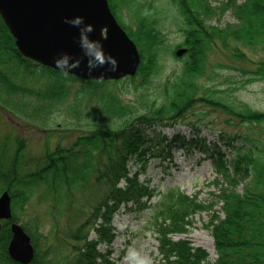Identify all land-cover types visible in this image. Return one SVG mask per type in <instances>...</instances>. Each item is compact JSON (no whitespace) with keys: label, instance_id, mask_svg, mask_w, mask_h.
I'll return each instance as SVG.
<instances>
[{"label":"trees","instance_id":"trees-1","mask_svg":"<svg viewBox=\"0 0 264 264\" xmlns=\"http://www.w3.org/2000/svg\"><path fill=\"white\" fill-rule=\"evenodd\" d=\"M108 2L112 12L116 11V3ZM169 2L183 39L177 47H185L187 52L180 58L179 73L156 92L157 88L151 86L166 45L165 30L157 19L148 17L151 12L146 6L156 10L151 4L133 10L139 14L135 31L124 27L139 49L141 63L134 77L120 81H83L24 58L0 17V101L9 104L8 98L17 92L32 93L15 86V78L48 77L44 91L35 94L49 103L65 102L72 84L79 83L73 102L64 109L68 118L59 126L64 132L79 133L67 145L59 143L64 138L60 135L51 148L49 141L56 135L49 131L44 152L34 160L26 159L22 139H16L13 153L0 146V193L7 191L11 196L12 221H19L15 210L30 203L36 194L38 204L50 199L45 216L58 220L71 206L76 207L82 196H86L83 201L89 207L86 219L70 230L72 243L68 247L50 241L57 222H52L51 230L44 234L37 216L23 221L34 246L30 264H115L110 258L115 239L113 220L122 208L150 209L148 228L155 235L158 251L155 264H264V152L260 153L264 143L256 144L254 136H220L223 145L231 149V156L225 160L217 141L208 142L198 133L168 136L160 130L183 123L185 113L195 103L221 108L241 124L264 121V113L240 110L210 96L209 90L199 97L196 94V82L205 75L214 50L220 49L230 60L239 62L248 60L244 49L264 52V0H225L218 6L209 0ZM226 12L232 14L236 24L220 27L210 23ZM229 67L235 71V67ZM251 74L264 76L263 60ZM225 83L239 84L231 78ZM119 92L134 93L136 103L124 102ZM13 105L11 109L21 113L18 104ZM38 107L33 105L30 118L40 113ZM239 141L243 144L236 147ZM172 151L212 163L225 183L214 194L221 204L219 211L199 200L198 194L187 195L178 187L167 188L157 202L150 204L155 189L140 176L146 173L151 159H171ZM240 183L243 187L238 191ZM208 211L212 212L204 228L213 238L217 255L213 263L205 250L193 247L188 239L177 238L189 233L192 216ZM10 238L9 223H5L0 232V264H18L7 254ZM102 245L104 251L100 250Z\"/></svg>","mask_w":264,"mask_h":264},{"label":"rangeland","instance_id":"rangeland-1","mask_svg":"<svg viewBox=\"0 0 264 264\" xmlns=\"http://www.w3.org/2000/svg\"><path fill=\"white\" fill-rule=\"evenodd\" d=\"M112 1L117 5V10L113 14L115 13L118 22L131 31L136 30L137 17L139 15L138 12L135 13L133 11L134 9H137L141 4H151L156 8L154 12L151 6H146L147 11L151 12L148 17L157 19L161 28L165 30L163 32L165 33L166 48L162 53L158 73L155 75L151 86L152 88H157L154 90L156 92L158 89L163 88L167 80L175 78L182 65V60L176 59L172 54L175 47L183 42L182 34L177 31L179 21L175 18L176 12L172 8L170 0ZM209 1L213 6H218L225 0ZM242 1L244 0H239V2ZM113 2H111V5ZM210 23L224 27L226 24H236L237 20L230 12H226L220 17V20L213 19ZM243 51L248 60L239 62L230 60L229 56L220 49L218 51L214 50L208 57L205 75L196 82L198 88L196 94L199 97L206 90H209L207 93L210 96H216L221 101L240 110L264 113V76L256 78L251 74L256 71L259 63L262 60L264 61V52L249 49H244ZM228 67H235L232 68L235 71L228 70ZM242 70L249 72L245 74ZM46 78L48 77L40 80L15 78L13 80L15 86L22 90H30L32 93L17 92L8 98L10 99L9 104H4L0 101V146H4L8 153H13L15 150L16 139H22L26 144V159L34 160L44 152L45 136L49 131L56 135L49 141L51 148L58 143L60 135L64 136V138L59 143L67 145L74 139V136L79 134L73 130L64 132L59 127L68 118L64 109L67 104L73 102V93L79 83L75 82L72 84L71 93L65 102L49 103L46 99L43 100L35 94L36 92L42 93L44 91L48 83ZM226 78H231L233 82L237 81L239 83L238 86L237 84L227 85L225 83ZM229 86L237 87L231 90ZM214 90H219L220 92L216 93ZM119 95H121L124 102L136 103L134 93L119 92ZM2 97L6 98L5 95H2ZM13 104H18V108L22 109L21 113H15L11 109ZM25 104L27 107H25ZM34 104L39 106L40 113L30 118ZM141 112H145V110L141 109ZM160 130L168 136L179 133L185 136H193L198 133L199 136L205 137L208 142L217 141L218 145L221 146V151L225 153V160L231 156V149L223 145L220 136L229 138L233 136H254L256 144L264 143V121L241 124L238 119L231 118L221 108L198 103H195L185 113L183 123H179L175 127L161 128ZM240 141L235 143L236 147H240L243 144ZM263 152L261 151L260 153ZM260 153L257 155H261ZM140 179L142 181L147 180L150 187L155 189L156 195L150 201V204L157 202L161 193L167 188L178 187L180 191L187 195L198 194L199 200L206 205H211L212 210L219 211L221 208V204L214 197V194L225 183L215 171L212 163L209 160L200 159L199 156L186 157L182 152L172 151L171 159H166L165 161L151 159L146 173L141 175ZM242 187V183L238 184L237 190L241 191ZM37 198L38 194L33 195L30 203L15 210V214L19 219L18 222L22 224L23 221H27L30 217L37 216L41 222L40 231L44 234L49 233L53 225L52 222H57L58 226L50 235V241L68 247L67 245L72 243L68 238L70 230L83 222L88 215L89 207L83 201L86 196L80 197L79 199L82 201H78L76 207L71 206L66 213L59 217V220L45 216L50 199L41 201L38 204ZM83 205L84 209H82ZM211 212H200L192 216L189 233L179 235L178 238L188 239L193 247L205 250L209 256L208 261L213 263L217 258L213 238L210 231L204 228L210 219ZM149 215V208L143 211H128L122 208L114 217L115 239L110 247V258L115 264H155L158 262L157 241L153 232L148 228ZM104 249L105 246L102 245L100 250L104 251Z\"/></svg>","mask_w":264,"mask_h":264},{"label":"water","instance_id":"water-1","mask_svg":"<svg viewBox=\"0 0 264 264\" xmlns=\"http://www.w3.org/2000/svg\"><path fill=\"white\" fill-rule=\"evenodd\" d=\"M0 17L20 54L82 80L134 76L140 54L117 22L108 0H0ZM186 50L178 49L176 56ZM11 218V198L0 196V220ZM1 228V225H0ZM7 251L17 263L34 256L31 238L13 223Z\"/></svg>","mask_w":264,"mask_h":264},{"label":"bare ground","instance_id":"bare-ground-1","mask_svg":"<svg viewBox=\"0 0 264 264\" xmlns=\"http://www.w3.org/2000/svg\"><path fill=\"white\" fill-rule=\"evenodd\" d=\"M108 3H109V2H108ZM109 6H110V5H109ZM179 49H180V48H179ZM184 49H185V50H186V52H187V49H186L185 47H184ZM186 52H185V53H186Z\"/></svg>","mask_w":264,"mask_h":264}]
</instances>
